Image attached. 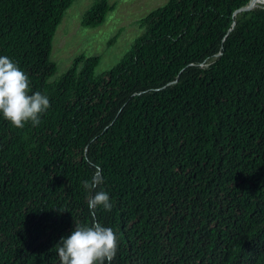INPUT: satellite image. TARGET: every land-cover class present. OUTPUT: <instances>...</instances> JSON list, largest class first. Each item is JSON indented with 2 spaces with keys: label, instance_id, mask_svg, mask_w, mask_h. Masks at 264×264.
I'll return each instance as SVG.
<instances>
[{
  "label": "trees",
  "instance_id": "1",
  "mask_svg": "<svg viewBox=\"0 0 264 264\" xmlns=\"http://www.w3.org/2000/svg\"><path fill=\"white\" fill-rule=\"evenodd\" d=\"M74 1L0 0V56L50 101L35 127L0 114V264H60L61 237L96 222L111 264H264V1L167 0L111 68L79 53L52 80ZM96 172L111 211L87 207Z\"/></svg>",
  "mask_w": 264,
  "mask_h": 264
},
{
  "label": "clouds",
  "instance_id": "2",
  "mask_svg": "<svg viewBox=\"0 0 264 264\" xmlns=\"http://www.w3.org/2000/svg\"><path fill=\"white\" fill-rule=\"evenodd\" d=\"M30 93V80L18 64L7 56H0V114L17 129H23L29 122L33 127L41 122V116L49 109L50 101L41 92ZM104 182L96 172L91 180L82 181L88 195L87 207L91 211L102 207L111 211L106 191L97 189ZM60 264H111L118 251L117 236L111 228L100 223H75V228L67 238L61 237L54 247Z\"/></svg>",
  "mask_w": 264,
  "mask_h": 264
},
{
  "label": "rangeland",
  "instance_id": "3",
  "mask_svg": "<svg viewBox=\"0 0 264 264\" xmlns=\"http://www.w3.org/2000/svg\"><path fill=\"white\" fill-rule=\"evenodd\" d=\"M93 1L75 0L66 10L53 40L51 58L58 68L52 80L61 78L79 53L101 57L97 73L111 68L143 32L139 20L167 0H110L115 8L108 12L105 22L96 27L84 26L83 14ZM116 34V40L111 42Z\"/></svg>",
  "mask_w": 264,
  "mask_h": 264
},
{
  "label": "water",
  "instance_id": "4",
  "mask_svg": "<svg viewBox=\"0 0 264 264\" xmlns=\"http://www.w3.org/2000/svg\"><path fill=\"white\" fill-rule=\"evenodd\" d=\"M257 4V0H251L249 4L244 5L238 9L235 10V13L239 12V11H244V10H250L252 9L254 6H256Z\"/></svg>",
  "mask_w": 264,
  "mask_h": 264
},
{
  "label": "bare ground",
  "instance_id": "5",
  "mask_svg": "<svg viewBox=\"0 0 264 264\" xmlns=\"http://www.w3.org/2000/svg\"><path fill=\"white\" fill-rule=\"evenodd\" d=\"M261 1H264V0H261ZM257 3H259L258 0H257Z\"/></svg>",
  "mask_w": 264,
  "mask_h": 264
}]
</instances>
